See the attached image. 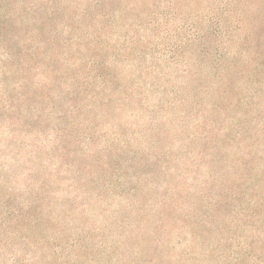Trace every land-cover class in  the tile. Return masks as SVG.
<instances>
[{
  "label": "rangeland",
  "instance_id": "obj_1",
  "mask_svg": "<svg viewBox=\"0 0 264 264\" xmlns=\"http://www.w3.org/2000/svg\"><path fill=\"white\" fill-rule=\"evenodd\" d=\"M0 264H264V0H0Z\"/></svg>",
  "mask_w": 264,
  "mask_h": 264
}]
</instances>
